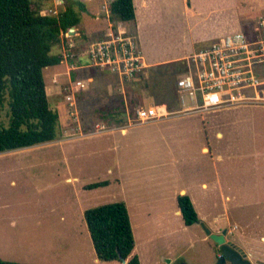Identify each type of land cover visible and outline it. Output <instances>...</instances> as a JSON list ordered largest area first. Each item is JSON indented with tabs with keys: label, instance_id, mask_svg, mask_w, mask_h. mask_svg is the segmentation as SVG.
<instances>
[{
	"label": "rangeland",
	"instance_id": "rangeland-1",
	"mask_svg": "<svg viewBox=\"0 0 264 264\" xmlns=\"http://www.w3.org/2000/svg\"><path fill=\"white\" fill-rule=\"evenodd\" d=\"M33 1L48 12L56 4V0ZM62 1L79 15L89 12L80 9L83 0ZM97 1L103 9L106 0ZM141 1L135 0V6L143 31L140 36L133 35L147 62L191 52L188 44L195 27L223 32L234 28L240 19L246 21L241 29L246 32L264 9V0H144L143 16ZM193 4L201 8V16L193 13ZM83 22L87 29L92 28L89 18ZM87 45L83 48L75 43L74 55L60 65L56 78L50 75L51 67L43 69L50 107L67 112L68 128L76 130L62 135L65 121L58 119L55 139L10 150L5 158L0 157L4 159L0 166L7 160L12 162L8 171L0 173V258L21 264H93L88 254L91 251L94 255L92 242L88 246L89 233L79 211L125 199L136 204L135 224L139 213L145 212L147 217L146 228H134L135 254L142 257L143 264H215L220 248L215 249L216 243L205 229L250 222L254 230H264V106L242 104L202 114L174 115L183 119L136 123L140 106L165 103L170 109L183 108L176 88L177 76L184 71L183 60L144 67L141 77L124 80L138 90L130 92L135 102L124 105L117 96L98 93L95 80L104 75L97 69H86L90 62L87 54L79 56ZM86 75H92L95 82L87 89H77L73 81ZM71 94L74 105L67 98ZM142 96H149L150 103L144 105ZM184 98L188 104L187 96ZM123 107L129 120L118 115ZM200 117L222 127H204ZM8 121L6 96L0 106V124L7 126ZM125 122L130 123L126 133L112 128ZM88 125L90 130H77ZM101 126L105 132L91 134ZM202 145L210 153L202 152ZM115 177L120 178V184L82 188L98 180H118ZM202 182L208 183L207 189ZM181 189L190 196L199 222L185 225L175 212ZM224 207H228V216ZM132 212L135 215L134 207ZM80 225L84 232L78 238L80 228L76 227ZM260 242L264 244V240ZM240 250L252 264L264 261V247L252 244Z\"/></svg>",
	"mask_w": 264,
	"mask_h": 264
},
{
	"label": "trees",
	"instance_id": "trees-1",
	"mask_svg": "<svg viewBox=\"0 0 264 264\" xmlns=\"http://www.w3.org/2000/svg\"><path fill=\"white\" fill-rule=\"evenodd\" d=\"M41 8L33 0H0V106L7 96L9 109L8 125L0 124V152L50 141L56 136L58 112L49 105L43 69L61 62L62 54L52 53V47L60 43L61 32L80 22V15L66 1L56 14H41ZM84 8L80 4V9ZM107 13L110 20H133V0H112L107 4ZM90 68L102 74L107 70L87 67ZM142 75L139 73V77ZM133 84L125 83L126 102L130 105L136 99L130 92L138 91L132 88ZM122 111L125 112V107ZM108 183L106 179L98 180L85 184L84 188ZM176 201L185 225L200 221L187 194H178ZM83 216L98 259L140 264L138 256L132 253L134 236L123 201L86 208ZM0 264L21 263L0 258Z\"/></svg>",
	"mask_w": 264,
	"mask_h": 264
},
{
	"label": "built area",
	"instance_id": "built-area-1",
	"mask_svg": "<svg viewBox=\"0 0 264 264\" xmlns=\"http://www.w3.org/2000/svg\"><path fill=\"white\" fill-rule=\"evenodd\" d=\"M76 32L71 26L60 34L65 44L62 54L65 59L75 53L73 36ZM85 54L90 60L88 66L107 69L121 79L135 80L144 72L145 64L135 36L119 27L88 42ZM184 66L183 73L176 79L183 108L170 109L165 103L139 107L136 123L176 113L209 112L242 104L264 106V14L246 32L239 30L210 39L207 45L185 58ZM83 80L76 78L74 86L84 88ZM67 98L72 100L70 105H74V95ZM99 130L105 129L101 126Z\"/></svg>",
	"mask_w": 264,
	"mask_h": 264
},
{
	"label": "crops",
	"instance_id": "crops-1",
	"mask_svg": "<svg viewBox=\"0 0 264 264\" xmlns=\"http://www.w3.org/2000/svg\"><path fill=\"white\" fill-rule=\"evenodd\" d=\"M83 1L84 2H82V3L84 5L86 11L87 12L89 11V12L88 13L82 12L83 14L80 15V22L76 26H74L75 27V30L77 31L76 32L77 34H74V36H73V39H74L75 43L76 42L77 43L79 42V45H82L83 48L86 47L85 45L88 42H90L91 40H93V39H100V38L104 37L105 34L108 31L115 30L117 27H122L123 26L124 28L130 29L133 32L131 34H134L135 36H136V34L140 36V33L143 31L142 28H141V25L139 23L140 20H137L138 15H137V9H136V6H135V0H133L135 17H134L133 20L124 21V22L116 21V20H110V18L108 16L109 14L107 13V4L110 1H112V0H106V1H104V5H102V8L103 9H101L100 4H99V2L97 0H83ZM55 3H56L55 4V7L53 9H51V11L49 12V14H56L59 10H61V9L64 8L63 1L61 2V0H56ZM59 5H61L62 7H59ZM140 5H142L143 8H144L142 10V12H141L142 15L144 16V14L146 13V10H145L146 7H145L144 0H142L140 2ZM190 8H192L193 13H195V15L201 16L200 13L202 12V10H201L200 7H198V5L195 6L193 4ZM187 10H189V8H187ZM40 13H42V14L47 13L48 14V10L46 8H43L42 7L40 9ZM263 14H264V9H263L262 12H259L257 14V18H259ZM84 18L85 19L86 18H89L90 22L93 24L92 28H90V29H87L86 28V26H85V24L83 22V19ZM245 24H246V21H243V20H240L239 19L237 22H235L234 28L229 29V30H225L223 32H216L217 30H215V32L214 31L207 32V31H205L202 28L201 29H197V27H195V28H193V34L191 35V38L192 39L189 41V44H188V49L189 50H192L191 52L185 53L186 52L185 51V52H183L180 55H176V56L168 57V58H164V59H158V60L151 61V62L144 61V57H142L143 63L145 64V67H149V68H151V67H157V66H161V65L171 64V63H173L175 61H178V60H181V59L183 60V63H184L185 58L189 54H191L192 52H194V51H196V50L204 47L205 45H207L210 42V39L215 38V37H218V36H222V35H225V34H228V33H231V32L239 31V30H241L244 27ZM193 48H195V50ZM52 49H55V52L54 53L63 54L64 51H65L64 40L61 38L60 43L57 44V45H55V46H53ZM79 54H80L79 56L85 54V50L82 51V52H80ZM141 56H143V55H141ZM64 60H65V58H63L59 64H56V65H53V66H49V67H51V69H50V75H51V77H52V75L55 74L54 77L56 78V74H57L56 71L58 70V68L60 67V65L64 63ZM87 67H89V66H87ZM102 75H104V77H102V79L95 80L96 83H98L96 85L98 93L104 94L106 96H117L126 105L127 104V102H126L127 101L126 100L127 88H126V85H125L123 79L119 78L117 75H115L114 73H111V72H109L107 70H104V73ZM108 77H111V78H108ZM83 78H85L84 79V80H86L85 82L88 83L87 86L84 87V89H87L88 86H89V83H91L92 81L95 82L94 81V77L92 75H86ZM89 89H91L92 91L95 92V90L93 89V87H90ZM46 93H47V96H48L47 85H46ZM149 99H150L149 96L148 97L147 96L146 97L145 96L144 97L142 96V100L141 101L145 105L147 103L148 104L150 103V100ZM152 104H154V103H152ZM152 104H149V105H152ZM140 107H144V106H140ZM57 112H58V119H64V121H65V123L63 125L64 133L62 135H67L70 132L76 130V128H73V127L70 128V129L68 128V126L70 124V122H69L70 120L68 119L67 112L63 111L62 108L61 109L59 108V110L57 109ZM193 113H200V114H202L201 112L176 113V114H173L171 116H168L167 118H162V119H158V120L147 121V123H154V122H158V121H168V120H171V119L172 120L173 119H183V118H180V117L175 118L174 115H178V114L190 115V114H193ZM212 113H215V112H212ZM118 115H121L120 117H122V118L123 117H126L128 120L130 118L128 116V113L127 112H124V111L121 112V113H119ZM213 118H215V117H213ZM200 120H201V124L204 127H209L210 125H214V128L216 130L219 129L220 127H222V125L219 124V122L211 123L209 121H206V119L204 121L202 117H200ZM100 122L101 121L99 119V121H97L96 124L98 125ZM131 124H133V123H131ZM129 125H130V123H127V122H125L124 124L123 123H116V125L114 127H112V128L119 129L121 133H126L127 132V129H128L127 127ZM88 127H89V125L88 126H83V127L78 126L77 130H86V131L87 130H90L91 127H89V128ZM102 131L103 130H97V131H93V132L90 131V132H91V134H97V133H101ZM103 132H105V131H103ZM218 134H219V136L222 135V133L220 131L218 132ZM56 137H57V133H56L55 138ZM18 150H19V148H18ZM200 150L202 152H204V153H210V150H209V148L206 145H202L200 147ZM11 151H15V150L13 149ZM11 151L10 150L1 151L0 152V157H4L5 158V156L8 154V152L10 153ZM216 156L219 159L221 158V155L220 154H217ZM3 160L4 159H0V161H3ZM19 162L20 161H18V162L17 161H14V163H19ZM10 163H12L10 160L4 161L3 164L0 166V173H3L5 171H8L9 170L8 167L10 166ZM5 166L7 167V169H5L6 168ZM115 178H117L118 180H115V179H106L109 182L106 186H109V185L115 184V183L120 184V182H121L120 178H118V177H115ZM70 179H74V178L72 177V178H69V180ZM84 185L82 186V188H84ZM201 186L204 189H207L208 183L202 182ZM183 193L187 194L184 189H181L179 191V194H183ZM123 202L125 203V205L127 207L128 214H129V217H130L131 226H132L133 236H135L134 228L137 225L138 226H141V227H144V228L147 227V217L145 215V212L139 213L138 214V216H139L138 218H140V219L138 220V222H136L137 224H135L134 222L136 220L134 219V216L137 215V209L135 208L136 204H130V203H128V201L126 199ZM176 204H177V201H176ZM133 207H134L135 215H133V212H132ZM84 210L85 209L81 208L79 212L82 213V212H84ZM223 211H224V215L225 216L226 215L227 216L229 215L228 207H224L223 208ZM175 212L177 214L181 215L178 205H177V209H176ZM1 215H3V214L0 213V216ZM147 215H149V214H147ZM256 219H260V217H257ZM218 220L219 219L214 220V221L217 222ZM243 224L244 223H241L240 225L238 223H232L231 225L229 223H227L225 225L224 224H221V225L218 224V226H214V228L211 229V232L220 233V232H223L224 231L225 239L228 242H230V244L233 245V247L237 248L244 255V257H246L245 253L243 251H241L240 248H243L244 249L246 246H249V245H252V244H256L259 247H264V244H262L260 242V240H264V230L263 229L254 230L252 228L250 222H248L247 224H244V225ZM86 227H87V225H86ZM76 228H80V232L76 233V236L78 238L82 237L83 232H84L83 231L84 228L81 225L79 227H76ZM236 230H240V232H237ZM87 231H88V228H87ZM88 233H89V231H88ZM89 237H90V234H89ZM89 239L90 240H88V246H89V243L91 241V238H89ZM134 242H135V239H134ZM92 246H93V244H92ZM218 246L219 245L216 244V246H215L216 247L215 248L216 250L218 249L217 248ZM93 251H94V255L92 254L91 251L90 252L88 251V254L91 255V260H92L93 264H98L102 260H100V259L97 258L94 248H93ZM132 253H134V254L136 253V242L134 243V248H133ZM217 254H220V252L217 251ZM217 254H215V256H218ZM138 258H139L140 264H143L142 257L139 254H138ZM104 262H107V261H104ZM108 263L124 264L125 261L122 262V261H118V260H111V261H108ZM228 263L229 262H226V264H228ZM258 264H264V261L258 260Z\"/></svg>",
	"mask_w": 264,
	"mask_h": 264
},
{
	"label": "water",
	"instance_id": "water-1",
	"mask_svg": "<svg viewBox=\"0 0 264 264\" xmlns=\"http://www.w3.org/2000/svg\"><path fill=\"white\" fill-rule=\"evenodd\" d=\"M205 232L220 248V254L215 264H226V262L230 264H252L249 259L244 257L237 248L233 247L230 242L225 239L224 231L221 233H214L205 229ZM180 264L185 263L182 262Z\"/></svg>",
	"mask_w": 264,
	"mask_h": 264
},
{
	"label": "flooded vegetation",
	"instance_id": "flooded-vegetation-1",
	"mask_svg": "<svg viewBox=\"0 0 264 264\" xmlns=\"http://www.w3.org/2000/svg\"><path fill=\"white\" fill-rule=\"evenodd\" d=\"M233 246V245H232Z\"/></svg>",
	"mask_w": 264,
	"mask_h": 264
}]
</instances>
